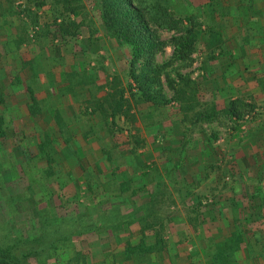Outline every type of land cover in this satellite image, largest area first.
<instances>
[{"label":"rangeland","instance_id":"1","mask_svg":"<svg viewBox=\"0 0 264 264\" xmlns=\"http://www.w3.org/2000/svg\"><path fill=\"white\" fill-rule=\"evenodd\" d=\"M5 1L6 15L27 24L22 26L25 42L34 41L39 48L33 60L24 52L8 62V71L29 68L16 72L22 78L11 86L13 93L26 88L47 92L43 81L56 87V77L63 78L60 72L68 74L64 79L71 86L96 87L88 95L63 91L69 102L55 118L45 111V98L44 103H28V116L13 94L0 103V241L38 239L39 253L28 264H126L130 253L122 250L135 252L117 245L129 244L137 227L144 229L142 235L146 230L156 234L159 241L164 234L180 241L185 232L173 224L185 222L192 209L198 212L196 197L237 194L242 178L249 175L246 156L239 150L245 153L247 141L254 145V132L264 137V92L236 86L225 69L226 43L232 40L228 29L242 26L222 18L230 9L198 8L199 0H158L161 11L190 18L200 35L188 59L172 61L171 39L184 26L172 32L149 22L166 45L149 65H137L136 82L128 75V49L101 28L92 0ZM238 35L232 38L238 40ZM253 35L249 30L241 34L242 44L253 43ZM15 37L11 35L10 47ZM178 74L193 82L184 96L171 88L178 87ZM231 101H239L238 119L226 115ZM36 107L44 110L43 117L32 114ZM259 152L264 158L262 144ZM102 159L116 166L109 169L111 176L99 169ZM126 166L131 173L118 169ZM157 181L163 184L147 195L145 184ZM263 181L259 186L264 192ZM132 189H137L136 197ZM138 211L143 215L135 216ZM159 215L166 216H161L163 226L156 221ZM155 221L158 233H150L146 226ZM45 224L50 226L40 237ZM144 243L140 250H148L140 259L152 264L159 252L151 253L157 247Z\"/></svg>","mask_w":264,"mask_h":264},{"label":"crops","instance_id":"2","mask_svg":"<svg viewBox=\"0 0 264 264\" xmlns=\"http://www.w3.org/2000/svg\"><path fill=\"white\" fill-rule=\"evenodd\" d=\"M209 2L213 3L211 0H199L196 3V7L203 8L210 5V7L215 9L222 10L223 8H228L230 10L226 14H223L221 11L225 22L229 25L236 22L242 25L239 29L236 27L228 29L231 35L229 38L232 40L230 43H226V49H228L225 52V55H227V67L225 69H227L229 78L234 84L237 83L236 86L244 87L247 85L257 93L260 91L264 92V0H216L213 5ZM6 5L5 0H0V103L5 102L7 97L13 94L15 102L24 103L23 111L28 116L30 110H28L27 106L31 107L33 104L44 103L43 99L45 98L47 103H49V107L45 111L51 112L53 118H55L58 115L57 110L65 112L63 105H65V102H69L64 92L70 95L74 91H78L80 93L85 92L84 94L88 95L93 85L91 86V83H78L71 86L68 80L64 79V76L68 74L60 72L63 78L56 77V87L43 81L44 87L49 88L47 92L42 91L41 94H36L29 88H26V90L19 93H13L11 86L16 79H19L20 75H17L16 72L21 71V68L19 67V69L15 66V70L11 68L8 71V62L12 63V60L16 59L18 55L24 54V52H26L28 60H33V57L38 54L39 48L37 44H33L34 41L30 44L25 42V37L22 36L25 29L22 26L27 24L22 20H18L17 17H8L4 10ZM218 18L215 15L214 19L217 20ZM216 20L214 21L216 22ZM248 30L252 31V35L254 34V42L251 43L249 41V44H242L244 39L241 38V34L246 33ZM236 32L240 34L238 35V40L232 38V34L235 35ZM11 35L17 37V39L16 37L12 39L14 41L12 44L15 45L14 48L8 44ZM22 40L23 43L25 42V45L22 44ZM23 70L26 71L29 68ZM20 78L22 77L20 76ZM72 89L73 91L71 92ZM54 90L56 93H52ZM29 102L32 105H28ZM43 112L44 110L42 111L37 108L33 109L32 114L43 117ZM49 113H46V116ZM261 131L263 132L262 129ZM261 134L263 133L259 134V130L256 133L254 132V136L256 137L254 145L253 143H249L250 141L246 142V146H249L246 150L255 152L253 156L251 152L245 150V153H243L239 150L242 156L243 154L246 156L248 164L246 168L249 175L242 178L243 181L241 183L243 185H241V189H238L237 194L221 195L213 193L207 194V197H196L198 200L196 204L198 212L192 209V214L189 213V218L185 219V222H179L178 225L173 224L174 227H178L185 232V237H181L180 241L168 240L165 234L162 235L161 241H159L157 235L151 233H158L154 224L157 225L156 221H158L159 225L163 226L164 221L162 217L165 218V215H159V220L151 222L146 226L147 229L150 228L151 234H147L148 231L146 230L142 235V230L144 229L139 230V227H137V231L133 233L129 244L124 245L119 243L117 245L118 247H121V245L126 248L131 247L133 252H135L133 253L135 255H133L130 248H128L129 250L125 248L122 250L124 254L130 253L129 256L127 255L129 263L126 264H150L140 259V257L144 256V252L148 250V244L157 247L156 252L151 253L158 254L159 252L156 259L152 256V260L149 261H152V264H168V256L170 255L173 264H264V192L259 186V182L264 177V170H259V168L264 169V158L259 155V145L262 144L264 146V137L261 138ZM257 136L260 137L258 138ZM88 151L89 149L86 148L85 153ZM104 160L100 161L99 169L104 170L103 172L109 173V176H111L112 172L109 169L116 166L111 167L110 162L106 159ZM126 167L118 169L120 172L124 170L127 173H131L132 170L128 166ZM147 171L149 172V170ZM160 184H163L162 181L145 184L147 186L146 191L149 193L147 195L153 196L156 193L154 190ZM101 189L99 188L98 191H101ZM131 191H133V197H136L137 189H132ZM142 194L143 192H141ZM150 199L144 204L147 205ZM139 215H143V213L138 211L135 216ZM142 237L145 240L144 244L147 246L145 251L140 250L145 247L141 244L143 242ZM166 240L170 241L171 245L173 243L177 244L178 247L174 250ZM116 261L118 262L119 260L116 258Z\"/></svg>","mask_w":264,"mask_h":264},{"label":"trees","instance_id":"3","mask_svg":"<svg viewBox=\"0 0 264 264\" xmlns=\"http://www.w3.org/2000/svg\"><path fill=\"white\" fill-rule=\"evenodd\" d=\"M92 1L95 10L99 11L101 28L107 35L115 39L120 46L128 49V75L136 82L139 79V76L136 74L137 65L142 61L145 65H149L154 55L166 45V43L157 39L154 32L150 29L149 22L160 29L172 32H181V26H184V32L171 39V46L173 48L172 61H184L188 59L200 35V33L193 31L190 18H178L173 12H169L166 9L161 11L159 7L161 4H159L158 0H152L151 4V0ZM133 1H136L135 5ZM72 11L74 12L73 9ZM146 14L152 15L150 19ZM186 21L187 24L183 25ZM68 25L72 24L69 23ZM177 78L180 82L178 83V87L174 88L171 86L173 82H171L170 86L177 95L184 96L185 89L189 88L191 90L190 85L193 82L179 74ZM150 99L149 95H146V100ZM239 105V101H231L225 110L226 115L229 118L235 117L238 119L240 116ZM49 226L50 224H45L38 231L40 237H44ZM32 238L22 239L15 237L11 241H0V264H28L29 259L34 256L36 257L39 253L35 247L38 239L32 240ZM46 252V248H43L42 253ZM53 253H55V250Z\"/></svg>","mask_w":264,"mask_h":264}]
</instances>
